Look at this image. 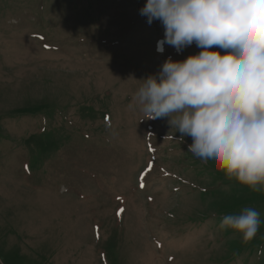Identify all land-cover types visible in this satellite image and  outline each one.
<instances>
[{
    "label": "rangeland",
    "instance_id": "rangeland-1",
    "mask_svg": "<svg viewBox=\"0 0 264 264\" xmlns=\"http://www.w3.org/2000/svg\"><path fill=\"white\" fill-rule=\"evenodd\" d=\"M145 3L0 0L2 264H264V194L128 107L130 78L201 50L158 52ZM244 207L262 221L247 244L218 230Z\"/></svg>",
    "mask_w": 264,
    "mask_h": 264
},
{
    "label": "clouds",
    "instance_id": "clouds-1",
    "mask_svg": "<svg viewBox=\"0 0 264 264\" xmlns=\"http://www.w3.org/2000/svg\"><path fill=\"white\" fill-rule=\"evenodd\" d=\"M139 12L149 25L163 26L158 52L165 44L177 53L193 44L201 50L130 78L138 87L128 107L144 120L167 118L181 142L190 136L197 166L264 194V0H146ZM261 223L255 208L244 207L224 215L218 230L247 244Z\"/></svg>",
    "mask_w": 264,
    "mask_h": 264
},
{
    "label": "snow or ice",
    "instance_id": "snow-or-ice-1",
    "mask_svg": "<svg viewBox=\"0 0 264 264\" xmlns=\"http://www.w3.org/2000/svg\"><path fill=\"white\" fill-rule=\"evenodd\" d=\"M122 211V210H121ZM119 214V213H118Z\"/></svg>",
    "mask_w": 264,
    "mask_h": 264
}]
</instances>
